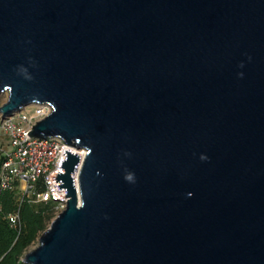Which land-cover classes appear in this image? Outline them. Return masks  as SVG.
Wrapping results in <instances>:
<instances>
[{
	"label": "water",
	"instance_id": "obj_1",
	"mask_svg": "<svg viewBox=\"0 0 264 264\" xmlns=\"http://www.w3.org/2000/svg\"><path fill=\"white\" fill-rule=\"evenodd\" d=\"M2 95L87 151L24 264H264V0H0Z\"/></svg>",
	"mask_w": 264,
	"mask_h": 264
},
{
	"label": "built area",
	"instance_id": "obj_2",
	"mask_svg": "<svg viewBox=\"0 0 264 264\" xmlns=\"http://www.w3.org/2000/svg\"><path fill=\"white\" fill-rule=\"evenodd\" d=\"M52 112L48 104H34L26 107L13 116L4 118L0 114V197L4 192H14L18 203L55 202L58 212L66 208L68 197L65 191L58 190L56 182L61 169L65 150L80 157L74 177L78 188L79 173L86 158L87 151L64 144L61 138L49 140L34 138L28 135L32 127ZM30 114V115H28ZM43 187V188H41ZM0 199V213H3ZM9 224L16 228L20 224V213L16 210L6 214Z\"/></svg>",
	"mask_w": 264,
	"mask_h": 264
},
{
	"label": "trees",
	"instance_id": "obj_3",
	"mask_svg": "<svg viewBox=\"0 0 264 264\" xmlns=\"http://www.w3.org/2000/svg\"><path fill=\"white\" fill-rule=\"evenodd\" d=\"M0 199L4 210L0 213V264H24L25 254L56 217L58 205L55 202L18 203V196L14 192H4ZM16 210L20 213V224L14 228L6 219V214Z\"/></svg>",
	"mask_w": 264,
	"mask_h": 264
},
{
	"label": "rangeland",
	"instance_id": "obj_4",
	"mask_svg": "<svg viewBox=\"0 0 264 264\" xmlns=\"http://www.w3.org/2000/svg\"><path fill=\"white\" fill-rule=\"evenodd\" d=\"M6 99H7V97H6V95H2V96H0V106L6 101ZM28 115H30V114H28ZM60 214V212H56V217L58 216ZM55 217V218H56ZM54 218V219H55ZM37 244H38V242L31 248V250L32 249H34L36 246H37Z\"/></svg>",
	"mask_w": 264,
	"mask_h": 264
}]
</instances>
